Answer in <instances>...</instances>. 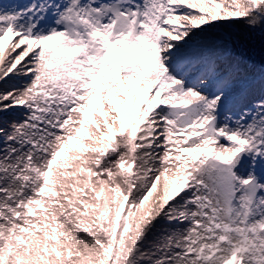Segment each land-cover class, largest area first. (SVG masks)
<instances>
[{
  "label": "snow or ice",
  "instance_id": "6c2138e0",
  "mask_svg": "<svg viewBox=\"0 0 264 264\" xmlns=\"http://www.w3.org/2000/svg\"><path fill=\"white\" fill-rule=\"evenodd\" d=\"M235 25L264 35V0L0 4V81L26 77L0 91V264H264Z\"/></svg>",
  "mask_w": 264,
  "mask_h": 264
},
{
  "label": "rangeland",
  "instance_id": "374dc122",
  "mask_svg": "<svg viewBox=\"0 0 264 264\" xmlns=\"http://www.w3.org/2000/svg\"><path fill=\"white\" fill-rule=\"evenodd\" d=\"M25 0H0V4H16L24 3ZM216 33L225 34L223 28L213 29ZM229 31L233 34V43L230 50L235 52L234 56L240 63V69L244 76L252 82V95L255 98L261 95L260 77L264 75V35L259 31L250 33L243 25H235ZM235 48L232 50V48ZM26 77L17 75L5 78L0 81V91L11 90L13 86L22 87ZM22 119V111L20 109H10L6 112H0V128L8 129L13 120ZM165 227L163 223L158 224L149 234L148 240L145 241V247L150 246L162 229Z\"/></svg>",
  "mask_w": 264,
  "mask_h": 264
},
{
  "label": "bare ground",
  "instance_id": "6f19581e",
  "mask_svg": "<svg viewBox=\"0 0 264 264\" xmlns=\"http://www.w3.org/2000/svg\"><path fill=\"white\" fill-rule=\"evenodd\" d=\"M201 36H208V37H218V36H220V35H223L222 33H216V32H214L213 30H209V31H207V32H205V33H202V34H200ZM216 43L217 44H219L220 43V41L217 39L216 40ZM235 48V46L232 48V50ZM231 53H232V55H236V53L235 52H233V51H231Z\"/></svg>",
  "mask_w": 264,
  "mask_h": 264
}]
</instances>
